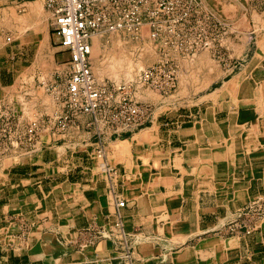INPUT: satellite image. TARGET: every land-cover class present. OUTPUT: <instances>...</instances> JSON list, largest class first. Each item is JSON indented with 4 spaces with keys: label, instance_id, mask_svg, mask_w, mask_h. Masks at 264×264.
Listing matches in <instances>:
<instances>
[{
    "label": "crops",
    "instance_id": "1",
    "mask_svg": "<svg viewBox=\"0 0 264 264\" xmlns=\"http://www.w3.org/2000/svg\"><path fill=\"white\" fill-rule=\"evenodd\" d=\"M208 1L230 63H245L210 68V91L204 79L164 99L136 89L153 116L132 131L98 136L81 115L36 152L1 156L0 264H264V219L223 229L264 194V0Z\"/></svg>",
    "mask_w": 264,
    "mask_h": 264
},
{
    "label": "built area",
    "instance_id": "2",
    "mask_svg": "<svg viewBox=\"0 0 264 264\" xmlns=\"http://www.w3.org/2000/svg\"><path fill=\"white\" fill-rule=\"evenodd\" d=\"M241 1V0H234ZM50 12V26L57 45L68 52L64 86L59 90L64 114L44 120H32L22 142L31 145L28 153L38 150L41 133L49 130L63 134L81 115H89L88 125L98 136L119 135L147 123L153 107L135 99L133 87L113 80L96 78L92 62L93 35L104 31H126L135 37L148 29L153 40L193 54L199 49H215L227 32L226 23L209 8L206 0H44ZM12 41L11 37H7ZM217 46V48H218ZM165 50V49H164ZM167 53L161 54L152 66L143 68L139 81L161 92H168L177 83V67ZM9 118L0 114V126H13ZM7 122V123H6ZM5 131V129H3ZM10 131H8V134ZM0 142L7 133H0ZM27 153V154H28ZM110 182L117 172L108 167ZM125 201L117 202L119 208ZM264 219V194H260L238 209L235 218L223 227L227 234L251 233L254 223ZM121 227V221L115 223ZM103 237L110 233L103 232ZM124 244L129 239L123 234Z\"/></svg>",
    "mask_w": 264,
    "mask_h": 264
},
{
    "label": "rangeland",
    "instance_id": "3",
    "mask_svg": "<svg viewBox=\"0 0 264 264\" xmlns=\"http://www.w3.org/2000/svg\"><path fill=\"white\" fill-rule=\"evenodd\" d=\"M230 1V10H239L240 1ZM206 3L211 8L208 0ZM31 10L37 11V18L31 19ZM217 15L223 20L222 16ZM50 16L44 0H0V114L3 113L13 123V126H7L9 134L5 125L0 126V133H7L0 142V157H19L30 152L31 145L22 142V139L32 120L38 119L44 123L47 118L65 113L59 90L64 86L66 65L61 62L60 65L55 59ZM229 34L230 28L224 34L220 46L217 45L218 48L199 49L193 54H187L183 49L163 47V43L151 38L148 29H144L138 37L126 31H104L93 35L91 62L98 80L109 79L130 84L137 101L141 102L135 94L136 89H139V97H142L140 89H147L150 95L155 92L158 98L164 99L176 89H202L204 75L214 65L231 67L232 70H226L228 73L245 63L237 58L230 63L226 41ZM7 37H11L12 41H8ZM163 53L168 54L178 71L177 83L168 92H161L139 81L140 71L155 64ZM204 81L205 89L209 91L219 85H208V78ZM199 82L201 84L197 87ZM50 134L51 131L44 130L40 136L49 142Z\"/></svg>",
    "mask_w": 264,
    "mask_h": 264
},
{
    "label": "bare ground",
    "instance_id": "4",
    "mask_svg": "<svg viewBox=\"0 0 264 264\" xmlns=\"http://www.w3.org/2000/svg\"><path fill=\"white\" fill-rule=\"evenodd\" d=\"M232 1H234V0H232ZM234 2H239V1H234ZM42 6V5H41ZM40 9V8H39ZM30 16H31V19H32V17L33 18H37V11H35V10H31V12H30ZM42 15V14H41ZM29 16V15H28ZM20 18H22V17H20ZM32 26V25H31ZM27 27V26H26ZM28 28V27H27ZM92 49H93V47H92ZM91 56H92V54H91Z\"/></svg>",
    "mask_w": 264,
    "mask_h": 264
}]
</instances>
